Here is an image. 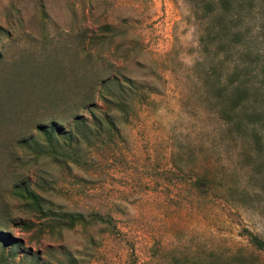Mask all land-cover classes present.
<instances>
[{
  "label": "rangeland",
  "instance_id": "obj_1",
  "mask_svg": "<svg viewBox=\"0 0 264 264\" xmlns=\"http://www.w3.org/2000/svg\"><path fill=\"white\" fill-rule=\"evenodd\" d=\"M220 13L0 0V264H264L263 12Z\"/></svg>",
  "mask_w": 264,
  "mask_h": 264
},
{
  "label": "trees",
  "instance_id": "obj_2",
  "mask_svg": "<svg viewBox=\"0 0 264 264\" xmlns=\"http://www.w3.org/2000/svg\"><path fill=\"white\" fill-rule=\"evenodd\" d=\"M216 1L218 2L221 8L220 14L231 15V19H233L234 17H238L236 16V14H233V11L235 10L237 13H239L243 8H246L247 12L250 13L251 11L256 10V8H259V7L260 9H262L263 15L261 16L264 19V0H260L261 1L260 4H256L257 0H216ZM237 19H239V17ZM235 92H236L235 97L240 98V96L242 95V92L239 89H236ZM231 103L233 104L234 101H231ZM49 128L54 131H57L58 129V127L54 124H52ZM252 240L255 241L254 238H252Z\"/></svg>",
  "mask_w": 264,
  "mask_h": 264
}]
</instances>
